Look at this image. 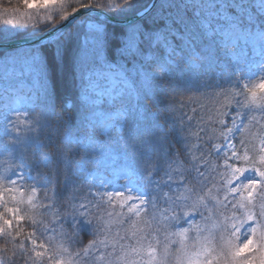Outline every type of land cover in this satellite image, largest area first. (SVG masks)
I'll list each match as a JSON object with an SVG mask.
<instances>
[{"label":"snow or ice","instance_id":"1","mask_svg":"<svg viewBox=\"0 0 264 264\" xmlns=\"http://www.w3.org/2000/svg\"><path fill=\"white\" fill-rule=\"evenodd\" d=\"M22 2L36 16L30 15L23 21H4L5 26L0 28V48H9L13 41L24 40L25 36L38 38L42 31L56 32L60 36L54 42L41 40L42 47L33 43L30 48H17V52L26 54L22 61L4 53L6 64L0 71V77L8 82V86L0 95V107L3 109L0 112V121L3 122L0 155L15 161L10 165L14 168L12 175L15 178L0 176V179L12 186L6 191L19 193V199L12 196L11 200L16 205L27 204L28 208H9L7 201L0 197V206L4 207V212L0 213V237L12 236L14 220L17 226L26 218L30 220L34 231L28 234L27 239L35 256L33 264H42L44 258L49 264H85L84 258L90 250H95L98 245L106 249L109 242L112 251L107 253L108 257L117 252L119 245L120 254L115 257L119 264H264V137L261 138L258 155H250L249 149L243 147V141L242 152L237 151L232 143L214 146L217 155L224 152L223 166L230 170L226 185L236 182L234 186L226 187L225 200L232 196V201H229L231 215H223L216 208L223 202L211 196V190L208 195L215 201L212 208L207 207L202 196L193 200L175 195L177 189L186 187L190 178L207 182L200 161L204 167L208 166V161L204 155L199 158L191 156L187 147L189 136L185 135L182 122L177 127L173 118L163 117L161 110L154 111L147 104V101H159L161 94L175 90L178 79L191 84L206 75L218 60V51L232 55L230 50L243 43L245 46L251 44L256 50L258 59L254 63L259 68L261 79L251 87L245 84L246 93L232 91L230 95H244L243 104L236 102L238 109L242 110L244 106L251 108L259 103L264 110V0ZM115 17L123 19L124 27L119 33H109L107 22ZM72 28L77 29L82 40L74 58L78 96L75 104L72 99L64 104L65 109L74 108L70 118H66L56 111L53 103L45 49H54L51 56L53 64L63 62L65 41L71 37ZM177 40L180 43H176ZM113 41L117 43L112 51L118 57L114 61L107 55ZM18 63L32 76L31 95L19 96V90L11 83L19 74ZM128 63H131V68ZM233 70L244 72L241 58L235 59ZM14 95L15 99L12 98ZM225 99L228 100L229 96L225 95ZM21 107L25 109L23 112L19 111ZM240 115L238 111L232 117L233 126L226 128L224 134L226 140L231 141L239 130L237 121ZM163 121H171L167 130ZM239 123L243 124V120ZM97 129L101 130L103 140L97 138ZM173 133L184 141L187 159L184 172L172 167L179 163L166 143ZM228 152H231L230 156ZM78 154L80 158L76 159ZM175 155L179 156L178 153ZM229 160L238 163H229ZM89 164L94 166L91 171ZM61 165L73 175L87 176L93 181L98 179L101 188L111 185L121 190L93 194L98 201L96 204L87 200L76 204V197L62 195L57 178ZM106 170H111V179L104 175ZM33 171H36L35 176L31 174ZM161 175L160 180L154 179V176ZM174 176L177 179L174 180ZM120 179H124L126 184L118 185ZM28 180L34 183L26 185ZM68 183L66 175L65 185ZM25 187L30 188L27 200L24 199ZM164 188L168 192H164ZM38 192L43 195L38 196ZM101 203L113 208L127 207V214L123 211L106 212L109 219L105 221L103 215L97 214ZM161 204L165 207L161 208ZM37 209L54 214L60 235L69 244L80 243L81 235L103 236V239L89 241L82 250L83 256L81 252L75 253V261L58 259L68 251L67 248L62 244L52 248L43 243L38 245L34 238L37 231L41 236L55 231L54 228H41L43 220L37 221L28 215L29 211ZM22 211L25 215L20 214ZM142 213L151 217L145 223H156L157 232L163 230L167 234L166 241L167 236L179 237L180 247L176 254L170 249L171 241L165 242L163 251L158 254L155 245L160 241L152 231L138 236L142 230L136 229L137 221L130 225L136 229L131 232L136 246L121 243L128 238L127 229L125 236H121L119 230L111 233L114 224L122 227L132 216L139 218ZM209 213L223 216L222 221L212 225L216 233L207 227L202 229L194 220L199 216L206 224L211 219ZM8 214H12V219L5 218ZM65 224L70 226V233L64 229ZM193 230L194 242L190 247L186 242ZM19 234L17 231L16 235ZM37 247L44 250L36 251ZM19 248L23 251L24 244H19ZM97 259L104 260L105 254L102 252ZM0 264H14V261L4 257ZM107 264L114 262L108 260Z\"/></svg>","mask_w":264,"mask_h":264},{"label":"trees","instance_id":"2","mask_svg":"<svg viewBox=\"0 0 264 264\" xmlns=\"http://www.w3.org/2000/svg\"><path fill=\"white\" fill-rule=\"evenodd\" d=\"M70 11V9H69ZM33 16L35 18V13H30L24 6L22 0H0V28H3L4 21L16 19V20H25L28 16ZM8 27H13V25H8ZM124 27L122 24H118L108 20L107 28L109 33L115 31L119 33L120 30ZM23 31V30H21ZM62 31H68V29H63ZM16 35V33H13ZM60 36L59 33H54L51 37L46 40H43L46 43L54 42ZM81 36L76 28L71 29V37L66 39V57L65 60L58 65L51 62V56L54 51L53 48L45 49L46 55L49 60V69H48V86L53 90L54 98L53 103L55 104L56 111L62 113L66 118H70V114L74 111L73 107L67 109L64 108V104L67 103L69 99H72L75 104V98L78 96L77 80H76V70L74 64V58L76 55V50L78 45L81 43ZM116 41L110 46L109 52L107 53L110 60L118 59L114 54L116 47ZM176 43H180L179 40ZM37 46H41V42L34 43ZM30 45L19 46L11 49H1L0 58H5L4 53H19L21 56L25 57L24 52H17V48L25 49L30 48ZM238 48H233L230 51L232 55H226L223 51H218L217 56L218 60L206 75L200 76L198 79H195L191 84L187 83L185 79H178L177 87L175 90H170L165 94H161L159 101L149 100L147 101L148 107L154 111L159 109L163 113V117H171L175 120L176 126L179 127L181 122L185 129V135L189 136L187 140V147L190 149L191 156L199 158L201 155H204V159L208 161V166H203V161H200L201 171L204 173V178L206 183H201L198 179L192 180L187 184L191 189L196 190V192L204 193L205 189L208 188L206 184L211 179V173L208 172L212 164L219 163L225 159V155L220 153L216 154L214 146L224 142V134L226 128L232 126V117L236 116L237 112L240 111L241 115L239 118L243 120V124L240 130L235 133V136L232 138L233 144H235L237 151L242 152L243 148L241 142L243 141V147L249 149L250 155L259 154V146L261 138L264 137V110H261L260 104L257 103L252 105L251 108L244 106L243 109L237 108V101L244 103V95H237L232 97L230 93L232 91L239 93H246L247 89L244 88L245 84H249L251 87L252 84H256L257 77H249L246 82L242 81V73L234 72V61L233 52L237 51ZM10 51V52H8ZM247 54H250V48H248ZM245 56V62L242 63V67L245 72H249L251 69V62L253 61L252 57ZM5 59H2L4 61ZM131 65V63H128ZM225 95L229 96V99H225ZM228 113V115H222V113ZM189 118H192L189 120ZM223 120L224 123L221 124L220 121ZM164 128L167 130L170 127L171 121H163ZM53 123H55L53 121ZM247 125V128L244 127ZM190 134V135H189ZM96 136L98 139L103 140L104 136L101 135L100 129L96 130ZM199 137V139L197 138ZM170 145L169 151L173 154L174 159H177L179 163L172 165L173 169L176 164H180L184 172L187 166V159L185 156V146L184 141L175 135V133L169 135L166 142ZM178 153L177 157L175 154ZM228 155H231L229 152ZM79 159V154L75 157ZM234 163H238L232 160H229ZM55 164V162H53ZM15 161L10 160L5 155H0V169L5 166L14 165ZM47 171V169H41ZM33 176L36 175V171L31 173ZM68 176L69 183L65 185V176ZM194 175V174H193ZM0 176H3L0 174ZM59 181V187L62 191V195L66 198L76 197L75 203L80 204L87 201H92L93 204L98 203L94 197L90 194V181L87 176L73 175L69 172H66L63 165L60 166V170L57 174ZM161 176H154V179L160 180ZM0 181H3L0 179ZM74 182V183H72ZM26 185H31L34 181H26ZM1 184V182H0ZM27 190L26 193L30 191L29 187H25ZM163 191H168L167 188H164ZM51 194V193H50ZM38 196H42V192L37 193ZM203 195V194H202ZM207 207L213 206L209 199L205 200ZM225 204L218 205L217 209L225 210L227 207H224ZM15 207H22L27 209L28 205H16ZM165 205L161 204V208ZM112 206L101 203L99 215H105L106 212H112L114 209ZM116 212H121L123 210L117 209ZM95 213L96 210L93 209ZM124 212V211H123ZM125 213V212H124ZM21 215H25V212L22 211ZM126 214V213H125ZM28 215L33 216L37 221L43 220V224H50L55 222L54 214L52 212H43L42 210L37 209L36 211H29ZM126 219V217H125ZM137 224H139L137 222ZM140 225V224H139ZM67 231L70 233L71 228L69 225H64ZM63 226V227H64ZM141 226V225H140ZM143 228H136L139 230L154 231L157 232L156 223H145L143 221ZM130 226L127 227L128 231H134ZM19 231V235H16ZM34 231V228L31 225V221L27 218L20 222L17 226L15 224L12 229L11 237H0V262L3 261L4 257L12 258L14 264H24L26 258L29 256L27 237L30 232ZM161 231V230H160ZM158 231L157 233H159ZM139 233V232H138ZM163 235V232H162ZM159 236V235H158ZM100 237H93L91 235H81L80 243L71 244L72 250H78L83 256V248L93 239H98ZM159 238H161L159 236ZM24 244V250L22 251L19 248V244ZM172 253L176 252L174 245L171 246ZM112 251V249H111ZM15 254V255H14ZM117 252L113 254L112 259L114 264H119L118 261H115ZM85 259V258H84ZM85 262L88 264H101L100 261H95L92 257V254L89 252L88 259H85Z\"/></svg>","mask_w":264,"mask_h":264},{"label":"rangeland","instance_id":"3","mask_svg":"<svg viewBox=\"0 0 264 264\" xmlns=\"http://www.w3.org/2000/svg\"><path fill=\"white\" fill-rule=\"evenodd\" d=\"M42 32H45V31H42ZM13 48H16V47H13ZM248 48H250V54L249 55L247 54ZM7 49H11V48H7ZM8 52H10V51H8ZM247 55L249 57H252L253 61L251 62V69L249 70V72H245L244 71L242 73V75H241L242 76L241 77L242 81L246 82L249 77H252V76L255 77L256 76L257 77V82H259V80L261 79V73L259 71V68L254 63V60L258 59V55H257L256 50L253 48V46L251 44L245 46V45H243V43H241V45L238 47L237 51L233 52V57L235 59L237 57L241 58V62H245L244 59H245V56H247ZM8 56L9 57H17L21 61L24 59V56H21L19 53L14 54V53L11 52V53H8ZM2 59H5V60L2 61ZM5 64H6V58H0V71L3 70V68L5 67ZM16 67L18 68L19 74L15 75L13 77L11 83L15 86L16 89L19 90L18 91V95L19 96L23 97V96H26V95H31V92L29 91L33 87V80H32L31 74L26 73L24 71V69H23L22 64H20V63H18L16 65ZM128 67L131 68L132 65H128ZM6 86H8V82L5 81L2 77H0V95H3V91L2 90ZM12 98L15 99L16 96L14 95ZM24 110L25 109L23 107H21L19 109L20 112H23ZM2 111H3V109H2V107H0V112H2ZM10 118H14V117H11V115H10ZM239 120H242V119L239 118L238 121H237V126H238V128L240 130L241 127H242V124L239 123ZM232 126H229V127H232ZM2 129H3V122L0 121V136H2ZM225 134H226V130H225ZM229 143L233 144L232 140L231 141L226 140L225 139V135H224V142L221 143V144H218V145L223 147V146H225V145H227ZM220 153L224 154L223 151H221ZM228 154H229V152H228ZM223 162H224V160L219 162V163H216V164L214 163V164H212L210 166V169H208V172L211 173V179H209V182L206 184V186H208V188H204L205 192L202 193L203 195L201 193H199V192H196V190L191 189L188 185H186V187L182 186L179 189H177L175 191V195L176 196H180V197H191V199H193V200L196 199L197 197L202 196V197H204V203H205L206 199H209L211 201L212 205L215 204V201H213L211 199V196H214L218 200L222 201L223 204L227 205V208L225 210L218 209V212L219 213H223V215L230 216L231 215V203H229V201H232V196L229 195L228 196V200H225L226 187L234 186L236 182L234 181L232 185H226V181H227V179L230 176V170H227V169L224 168ZM119 163L120 162H118V164ZM229 163H234V162L229 161ZM93 167L94 166L91 165V164L88 165V168H89L90 171L93 169ZM6 168L8 169L7 172L5 171ZM174 169L179 171V172H183L182 167H181L180 164H176ZM13 171H14V168L7 165V166L3 167L2 169H0V174L3 175V176H12V178H15V176L12 175ZM104 175L106 177H108L109 179H111L112 178L111 177V170H106L104 172ZM173 179L175 180V179H177V177L174 176ZM156 180H158V179H156ZM89 181H90V194H91L92 197H94L93 194H95L97 192H107V191H119V190H121V188H119V187L113 188L111 185H109L107 188H101V187L98 186L99 185V180L98 179L95 180V181L89 179ZM0 182H1V184H0V197H2L3 200L7 201V207H9V208L15 207L14 206V202L11 200V197L12 196H16L17 199H19L20 198L19 193L18 192H8V191H6L7 188L12 187V186L9 185L6 180L0 181ZM117 184L118 185H125L126 181L124 179H120L117 182ZM17 187H19V185H17ZM186 189H189L191 191L186 190ZM209 190H211V196L208 195ZM23 191H24V199L27 200V196L30 194V191L28 193H26L27 190L25 188L23 189ZM164 192H166V191H164ZM169 194L171 195L172 193H169ZM217 206L218 205H216V207ZM212 207L213 206H210L208 208H212ZM117 209H120L119 206H117V208L114 209L112 212H116L115 210H117ZM121 210H123L127 214V207H125L124 209H121ZM3 212H4V207L0 206V213H3ZM209 215H211V219H209L206 224H205L204 221H201L199 216H195L194 220L199 222L200 227L202 229L204 227H207V229L209 231H211L213 233H216V229H213L212 225L214 223L222 221L223 216H220L218 214H211V213H209ZM5 218L12 219V214H8ZM103 219L105 221H107L109 219V217L105 214L103 216ZM126 219H127V217H126ZM150 220H151V217L150 216L146 217V216H144L143 213L141 214V217H139V218H137L135 216H132L131 219H128L127 223H125L122 227L114 224L112 226V228H111V233L114 234L117 230H119L120 235L121 236H125L126 235L125 230L127 229V227H129L132 224L133 221H137L142 226L143 225V221H150ZM15 224H16V221L14 220L13 221V226ZM139 224L136 223V228H139V227L143 228ZM181 226L186 227L187 225H181ZM43 227H47L49 229H53L54 228L55 231L54 232L50 231V232L46 233L44 236H41L40 232L37 231L36 232V236L34 237L35 239H37V244L39 245L40 243H43V244H45L46 246H48L50 248H52V247H54L56 245L62 244L63 247L68 249V251L65 252V253H62L61 256L58 257V259L66 260V259L71 258L72 260L75 261L77 259V257L75 256V253H77L79 251L78 250L73 251L72 247H71V244H69L65 239H63L61 237V235H60V226L57 225L55 222H52L50 224H46L45 226H42V228ZM64 229L67 231L65 226H64ZM155 229H157V227H155ZM170 231L174 232L175 229H170ZM162 232H163V235H162ZM144 233H145V231L142 230V231H140L138 233V236L139 235H143ZM204 234L207 235V232H205ZM154 235L160 241L159 245H155L157 247L158 254L163 251V245H164L165 242H168V241L172 242V243H170V249H171L172 245L175 246L176 250L180 247L179 242H178L179 241V237H177V236H174V235L173 236H167V241H166V235L167 234L163 230H161L159 233L154 231ZM158 235L161 238H159ZM127 236H128V238L125 239V240H122L121 243L125 244V245L136 246V239L131 236V231L127 232ZM194 236H195V231L193 230V231H191L189 233V240L186 242L190 247H191V245L194 242L193 241ZM49 237H52V239L49 240ZM98 239H103V236H100V238H98ZM110 240H111V234H110ZM145 243H146V241H145ZM153 243H155V242L153 241ZM27 244H28V249H29V252H28L29 256L26 258L27 260H26V262L24 264H33V260L35 259V256H34V252L32 251V245H31V243H30V241L28 239H27ZM111 249H112V246H111V243L109 242V246L106 249L104 247L98 245L95 250H90L89 252L92 254V257L94 258L95 261H100L101 264H107L108 260H112L111 258H109L107 256V253L111 252ZM35 250L36 251H43L44 249H42L40 247H37ZM102 252L105 254V259L104 260H98L97 258L100 256V254ZM119 254H120L119 245H117V255H119ZM173 254H176V252L173 253ZM88 256L85 257V259H88ZM29 257H32V259H29ZM144 258L147 259L146 254H145ZM38 264H41V262H38ZM42 264H49L47 258L43 259ZM85 264H88V262L87 263L85 262Z\"/></svg>","mask_w":264,"mask_h":264},{"label":"water","instance_id":"4","mask_svg":"<svg viewBox=\"0 0 264 264\" xmlns=\"http://www.w3.org/2000/svg\"><path fill=\"white\" fill-rule=\"evenodd\" d=\"M153 2H156V0H153ZM112 22H115V23H118V24H122L124 25V22H123V19L121 17H115L114 19H110ZM67 23V22H65ZM59 27V25H58ZM56 32H48V31H45V32H42L39 34V37L38 38H30V37H25L24 40H15L12 42V46L9 47V48H13V47H19V46H23V45H30V44H33V43H38V42H41V40H45V39H48L49 37H51L52 34H54ZM30 41V43H26L25 41ZM1 49H7V48H0Z\"/></svg>","mask_w":264,"mask_h":264}]
</instances>
